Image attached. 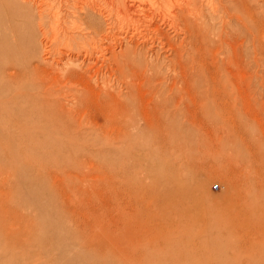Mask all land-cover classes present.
Segmentation results:
<instances>
[{"label": "rangeland", "instance_id": "374dc122", "mask_svg": "<svg viewBox=\"0 0 264 264\" xmlns=\"http://www.w3.org/2000/svg\"><path fill=\"white\" fill-rule=\"evenodd\" d=\"M216 2L229 26L214 17L215 30L254 32V40L237 43L251 55L236 70L246 98L218 68L234 113L218 114L207 100L211 114H203L201 99L185 91L180 63L200 46L189 45L184 29L157 22L165 44L136 38L115 49L116 62L132 48L157 60L154 100L171 114L174 131L150 129L146 119L123 129L104 125L95 111L141 94H128L130 70L124 76L111 64L75 60L87 30L59 33L80 23L71 8L39 36L47 60L36 39L31 65L0 66V264H264V0ZM205 53L222 65L221 49ZM6 56L0 44V65ZM193 88L209 92L205 84ZM136 110L130 105L129 116Z\"/></svg>", "mask_w": 264, "mask_h": 264}, {"label": "bare ground", "instance_id": "6f19581e", "mask_svg": "<svg viewBox=\"0 0 264 264\" xmlns=\"http://www.w3.org/2000/svg\"><path fill=\"white\" fill-rule=\"evenodd\" d=\"M216 1L209 0L210 5L208 7L205 3L203 4V0H2L0 3V44L3 47L4 55L6 56L9 53L10 56H6L8 57V62L4 63V65L1 62L2 65L0 66L3 69L12 67L15 70L28 67L31 65L32 59H28L27 57L34 53V51L35 53L38 52L40 49L38 46L43 49V54L40 56L41 60H47V56L44 53L47 49L42 46L43 39H39V36L45 34L43 28L47 22L50 23L51 19H54L58 23L60 18L66 17L63 12L64 9L71 8L74 16L80 20V23L72 24V28L74 29L72 31L60 28L59 33L66 36L70 32L75 33L76 30H87V34L80 39L79 45L75 48L77 52L74 57L75 60L82 57L81 63L92 59V61H100L108 66L111 64V66H114V70L117 69L116 71L124 76L126 75V70H130V74L126 76L131 85V90L128 94L133 95L135 91L141 94L135 101L130 98L127 102L117 103L120 105L118 107L110 103L119 100L111 99L107 106L104 105L105 107L102 110L95 111L98 116L104 118V125H116L123 129L138 119H146L148 120V124H150V129L161 132L167 130L174 131L176 125L172 120V116H170L171 114L167 111V116H164L163 114L166 111H160L161 102L157 103L154 100V98L160 96L159 91L153 92L155 80L160 76L157 60L147 59L144 52L132 48L129 54L128 51L124 54L125 59L123 58V63L122 61L116 62V55L119 52H116L115 49L117 47L122 48V42L126 39H129V42H131L136 38H143L151 40V42L158 40V43L165 44L162 38L158 37L161 33H159V28L155 25L157 22H160L163 25H168L169 28L174 27L175 30L176 28L184 29L187 31L189 45L191 47L195 46L197 49L200 46V50L196 54L193 53L190 59L182 64L180 63L183 76L188 82L185 91H189L191 96L193 94L195 99L199 98L202 101L199 110L203 114H211V110L207 104L208 100L209 104L214 105L218 114H223L226 111L234 113L233 106L230 105L232 102L229 100L230 93L227 91L230 89L225 87L224 74L218 73V68L222 67L230 73V76L233 78L231 80L232 84L239 94L237 96H240L242 91L246 90V85L244 86L246 83L242 81L244 83L242 84L241 80L236 78V70L240 71L243 68L242 66L246 64L244 62L246 60H244L245 55L243 54L251 55L250 53H246L242 46L237 47V43L243 37L254 40L252 37L254 36V32L253 30L251 31V37L247 35L241 36V34L233 33L234 31L231 29L230 35L224 36L221 34V31L215 30L208 22V20H213L214 17H218L225 25L229 26L225 10L218 6ZM204 6L208 7L207 10H204ZM251 15L250 25L254 28V14L251 13ZM243 23L246 25L249 22L244 19ZM124 25H126V30L121 32L120 29ZM116 26L119 28H117L118 30ZM45 31L47 32L46 29ZM210 33H214V35L210 36ZM36 39H39L37 41L38 46L32 48L31 44L35 43ZM254 43L252 41V52H255ZM67 44L69 45L70 43ZM170 45L172 44L170 43ZM214 47H217L218 50L221 49L223 52L224 56L221 57L222 65L217 64L211 58V55L209 56L208 53L207 55L205 53V51L209 52ZM124 49L128 50L130 48L126 46ZM68 50H70L68 53L72 54V50L70 48ZM62 54L65 55L64 53ZM120 58L122 57L120 56ZM174 64H176V60H174ZM175 68L176 65L173 68L176 71ZM136 81L140 82L138 90L135 88L132 90V84ZM39 84H36L35 88H40ZM204 84L208 86L209 92L204 93L200 91L196 93L193 86ZM144 92L149 96L146 103H144ZM35 94L37 98L42 97L38 95L40 94L38 92ZM241 99L239 98V100ZM252 100L247 101H251L252 103ZM162 101L166 104L169 102L165 99ZM130 105H135L137 108V113L135 114L137 117H133L134 115L129 116L128 108ZM246 106L249 107V104H246ZM217 125L219 124L217 123ZM222 125L224 127L227 126L224 123ZM225 128L227 129L228 127ZM108 141L110 144L114 142Z\"/></svg>", "mask_w": 264, "mask_h": 264}]
</instances>
